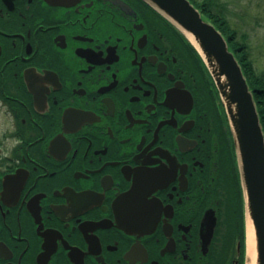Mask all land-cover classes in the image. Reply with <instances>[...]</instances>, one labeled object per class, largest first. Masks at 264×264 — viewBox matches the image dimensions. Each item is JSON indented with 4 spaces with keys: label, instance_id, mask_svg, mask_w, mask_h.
<instances>
[{
    "label": "flooded vegetation",
    "instance_id": "af4514ba",
    "mask_svg": "<svg viewBox=\"0 0 264 264\" xmlns=\"http://www.w3.org/2000/svg\"><path fill=\"white\" fill-rule=\"evenodd\" d=\"M0 114V264H245L219 90L145 1L0 0Z\"/></svg>",
    "mask_w": 264,
    "mask_h": 264
},
{
    "label": "water",
    "instance_id": "95a60500",
    "mask_svg": "<svg viewBox=\"0 0 264 264\" xmlns=\"http://www.w3.org/2000/svg\"><path fill=\"white\" fill-rule=\"evenodd\" d=\"M144 1L192 42L215 81L232 128L246 225L250 219L253 227L256 264H264V130L243 67L223 32L191 0Z\"/></svg>",
    "mask_w": 264,
    "mask_h": 264
},
{
    "label": "rangeland",
    "instance_id": "374dc122",
    "mask_svg": "<svg viewBox=\"0 0 264 264\" xmlns=\"http://www.w3.org/2000/svg\"><path fill=\"white\" fill-rule=\"evenodd\" d=\"M218 1L224 4L223 11L226 19L230 26L236 29L238 37L245 34L248 56L255 73L264 75V0ZM2 131L3 123L0 119V149H2V143L8 142L4 140L5 135Z\"/></svg>",
    "mask_w": 264,
    "mask_h": 264
},
{
    "label": "trees",
    "instance_id": "16d2710c",
    "mask_svg": "<svg viewBox=\"0 0 264 264\" xmlns=\"http://www.w3.org/2000/svg\"><path fill=\"white\" fill-rule=\"evenodd\" d=\"M194 3L203 11L204 15L214 22L217 27L224 33L229 41L230 48L234 51L237 58L239 59L244 73L247 76L248 82L251 88L254 90V97L260 112V117L264 125V75H258L255 73L249 53L247 49V42L245 41V34L242 37H238L235 28L231 27L226 14L223 11V5L218 0H193ZM202 58V57H201ZM240 205V227L239 233L242 242V255L244 254V210L242 204V197L239 203Z\"/></svg>",
    "mask_w": 264,
    "mask_h": 264
},
{
    "label": "bare ground",
    "instance_id": "6f19581e",
    "mask_svg": "<svg viewBox=\"0 0 264 264\" xmlns=\"http://www.w3.org/2000/svg\"><path fill=\"white\" fill-rule=\"evenodd\" d=\"M246 252H247V264H256V246L253 234V227L251 220H247V234H246Z\"/></svg>",
    "mask_w": 264,
    "mask_h": 264
}]
</instances>
